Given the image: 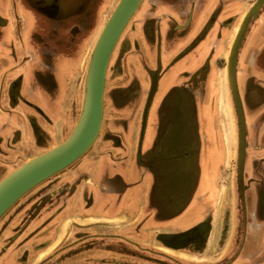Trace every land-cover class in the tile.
Segmentation results:
<instances>
[{
  "label": "crops",
  "instance_id": "obj_1",
  "mask_svg": "<svg viewBox=\"0 0 264 264\" xmlns=\"http://www.w3.org/2000/svg\"><path fill=\"white\" fill-rule=\"evenodd\" d=\"M217 1L208 0L207 8L196 10L194 32L179 42L165 46L164 29L167 35H178L179 31L185 34L190 27L177 30V25L164 28L161 24L162 31L159 24L162 56L167 52L170 57L166 64L162 56L154 61L159 60L158 66L159 62L166 66L175 58L176 61L160 76L155 95H161L154 105L152 122L149 123L151 107L141 135L137 115L108 119L105 143L96 144L89 157L75 164L73 175L67 174L71 179L65 177L53 186L56 195L40 203L41 212L36 215L39 219H34L24 234L31 236L36 232L31 248L39 249L36 252L42 255L25 260V264H127L138 259L148 264H264V228L258 226L264 217L262 203L256 196L257 190L264 188L262 180L257 178L258 174L260 177L264 174V12L254 23L238 62L248 144L246 182L253 195L245 216L234 205L233 229L224 246L216 238V251L219 246L221 251H217L215 259H209L213 235L203 242H194L202 233L213 231L216 192L222 175L217 177V183L209 185L214 164L208 124L221 136L224 150L221 172L225 162V138L218 117L221 104L214 79L210 84L207 81L210 73L215 77L210 64L216 53L212 49L215 27L201 42L195 38L202 20L213 13ZM9 3L10 0H0V94H3L0 95V150L9 159L23 156L26 161L63 142L73 130L82 107L81 65L88 61V50L83 47L76 70L56 68L57 56L60 53L71 57L77 46L87 44V38L103 27L101 15L113 11V0H18L14 10ZM14 13L23 15L22 22L16 16V21H12ZM85 30L86 35L82 33ZM20 33H24V42L18 39ZM28 53L29 58L18 67V60ZM195 55L202 58V65L192 78L190 64ZM205 62L210 64L209 73L199 78L200 72L207 69ZM16 67L18 73L10 72ZM154 67L155 63L148 66ZM177 76L181 78L179 87L170 91L165 80ZM14 81H19V85L13 89ZM210 106L214 109L211 119L209 109L206 110ZM203 109L204 114L200 113ZM119 125L122 132L116 130ZM17 142L23 148V155L13 146ZM22 143L35 145L37 152L31 154ZM81 172L87 174L86 181L67 190L64 185L73 182ZM113 203L120 211L109 214L107 207ZM130 204H134L135 210H129ZM146 218L158 223H145ZM62 220H71L74 228L57 232ZM83 221L89 222L88 228H81ZM92 221L94 228L90 226ZM96 222H103L109 228L97 229ZM48 226L53 234L46 238L43 234ZM53 254L56 255L43 262Z\"/></svg>",
  "mask_w": 264,
  "mask_h": 264
},
{
  "label": "rangeland",
  "instance_id": "obj_2",
  "mask_svg": "<svg viewBox=\"0 0 264 264\" xmlns=\"http://www.w3.org/2000/svg\"><path fill=\"white\" fill-rule=\"evenodd\" d=\"M174 6H177L178 8H185L188 9L190 6L192 8L194 5L197 4V0H175ZM208 0H202L200 1V8L204 9L207 8ZM256 0H218L215 3V7L213 8V13L209 15V17L205 20L207 17V11L205 13L204 19L202 20V28L200 29V34L197 35L196 41L201 42L205 39L208 31L210 29L213 30L214 28V36L216 39L212 40V49L216 51L215 57L210 61V64L214 70L215 77L213 78L212 74L209 73L210 64L207 67H205L206 70H202L200 72V77L208 75L209 84L214 79V88L217 90V100L220 101L221 108L218 112V117L222 125L221 127V133L225 138V162L223 165V169L221 172V162L224 155L223 150V144L221 140L220 134L213 131L211 128V125L208 124V128L211 130V135L209 142H212L213 151L211 152V160L213 165L214 171L212 174L206 175L207 178L209 177V185H213L217 183V177L221 175V178L218 182V190L216 192L217 197V206L215 207L214 214V222L212 223L213 231H209V234H205L202 236L203 241L206 239V237L209 235H213L212 241L209 243V245H213V251L209 254V259H215L216 253H220L221 251L220 246H224L226 244L227 238L230 235V231L233 229V213H234V205L236 209H240V213H243L244 205H245V198L249 194L247 189V184L244 185L243 180V186L240 188L237 183V154H238V135H237V116L235 112L234 103L232 100L230 87H229V81H228V73H227V63H228V56L230 54L231 46L233 44L234 36L237 30V27L239 26L240 22L242 21L245 13L248 11L250 6L255 2ZM119 0H113V10ZM10 6L12 9H16L18 5V0H10ZM209 4V3H208ZM172 7V8H171ZM177 7H173V5L168 4V0H142L141 4L139 5L136 13L130 20L128 26L124 30L122 36L120 37L110 60V64L108 67L107 72V80H106V90H105V103H104V118L102 123V130L101 133L97 139V141L93 144V146L76 162H74L72 165L64 169L63 171L59 172L58 174L48 178L44 181V183H40L36 187H34L32 190L27 192L21 199H19L1 218H0V264H25V260H30L31 257H37L39 258L41 252H36V250H32L31 246L34 241L33 235L36 233L35 231L31 234V236L25 235V230L30 226L32 221L34 219H39L36 215H39L37 213L41 212V205L42 201L44 199H47L49 196L56 195V190L53 188L55 185V181H58L61 179H71L67 178V174L73 175V170L75 167V164H77L82 158L89 157V154L93 148H96L95 145L101 146L105 143L104 140V133L106 132L107 122L108 119L112 116V118H119L122 117L127 119L128 117H134L135 115L137 118V121H140V128L139 134H142L143 126L145 124L146 118L144 116V110L148 101V98H150L151 102L154 99V103L150 108V117H149V123L152 122L154 118V112L153 108L156 102L159 100V96L161 93H157L154 98V91H152L153 88V78L155 77L154 74L156 73V76L158 77L159 73L164 74L168 69L172 68L174 66V63L176 61V58L172 61H169L168 64L165 66L161 65L162 62H159V66L157 65L158 62H155L153 60L152 64L155 63V67L149 69L148 66L150 65V62L146 58V53L144 49L145 47L149 46L152 48V53L154 54V58L156 59V47L154 46L155 43L160 39V35H157L155 33V28L159 26V24H162L165 28L171 26L174 22L177 20H171L172 22L168 21V18L166 16L171 15V12L175 15H179V9L177 10ZM174 8V9H173ZM176 9V10H175ZM196 9L198 7L196 6ZM239 10V11H238ZM113 12V11H112ZM111 12V13H112ZM225 12H228L224 14ZM264 12V5L260 8L258 12V16L256 18H253L249 24L248 30L245 34V37L242 41V46L239 50L238 55V62L240 60V56L242 53V50L244 48V44L247 41V38L252 30V27L256 20H258L259 16ZM110 12L103 13L101 15V22L103 23V26L109 16L111 15ZM151 16H150V15ZM22 22L23 15L20 13H17L13 15L12 21H16V18ZM224 16V17H223ZM177 17V16H176ZM227 18L222 21L223 18ZM148 18H152L154 20V26L151 24H148ZM205 20V22H204ZM224 23V24H223ZM21 24V23H20ZM16 30L20 27L19 24H17ZM145 26L148 27L147 30L145 29ZM173 26V25H172ZM196 23L192 24L189 30H194L196 28ZM103 28V27H102ZM100 30V29H99ZM97 29L96 34L90 35L86 41L88 44H80L77 46L73 51V56L66 57L61 56L62 54H58L57 56V62L54 64L56 68L61 67H69L74 68L76 70L77 63L79 61V56L82 53L83 47H85V50H88V61L87 63L81 65V76H80V92H81V103H83V96H84V85H85V76L87 71V66L89 62V58L93 49V46L95 44L94 40H97L100 32ZM185 30V29H184ZM16 31L17 33L20 32ZM188 31V30H186ZM23 32V31H22ZM88 31L82 32L84 35L87 34ZM155 33V35H154ZM224 34V36H220V34ZM24 34V33H23ZM23 34L21 33L18 36V39L23 41ZM23 36V37H22ZM226 36V37H225ZM154 37V38H153ZM28 42V40H27ZM35 46V45H34ZM61 47V46H60ZM175 47V46H174ZM30 44L28 46V51L30 50ZM61 49V48H60ZM210 47V50H212ZM189 50V48L187 49ZM197 50H201L197 49ZM61 51V50H60ZM62 52V51H61ZM30 54L28 53L25 58L19 59L18 67H20V64H23L24 59L29 58ZM65 58V60L63 59ZM202 58L197 57L196 55L191 57V64L190 67H192L190 74H192V78L195 76L196 71L199 70L200 63ZM141 60V61H140ZM11 61L10 63H12ZM54 62V61H53ZM52 62V64H53ZM190 62V61H189ZM207 62V61H206ZM205 62V65H207ZM51 64V65H52ZM5 65V64H4ZM53 65V70H55V66ZM156 70V71H155ZM17 72V67L14 68V70L11 69L10 72ZM200 71V70H199ZM198 71V72H199ZM19 72V71H18ZM17 72V73H18ZM197 72V73H198ZM189 74V76H190ZM237 75H238V64H237ZM5 76V75H4ZM154 76V77H153ZM162 76V75H161ZM5 79V78H4ZM17 80V79H15ZM63 81V78H62ZM170 81V82H169ZM181 78L180 77H174L173 79L169 78L166 81V88H169L170 91L178 88V84H180ZM169 82V83H168ZM194 83V81H192ZM14 84V85H13ZM12 85V88L14 86L19 85V81H14ZM132 84L130 87L129 85ZM158 84V83H157ZM156 84V87H157ZM191 85V83H189ZM239 85V83H238ZM188 87V86H187ZM14 89V88H13ZM162 88L160 89L161 92ZM153 93H152V92ZM0 95H3L2 93ZM150 102V104H151ZM243 103V102H242ZM122 106L123 108H120ZM209 109L208 114H210V119L212 116H214V109L212 106L209 108L207 107L206 110ZM106 111V112H105ZM126 111V112H123ZM202 114L205 113V109L201 110ZM115 120V119H114ZM148 127L150 125L148 124ZM164 126H161L163 128ZM121 126L116 129L117 132H122L120 129ZM142 138V136H141ZM140 138V139H141ZM23 144V143H22ZM26 149L30 151L31 154H34L37 152V148L35 145L23 144ZM15 147L17 153L19 155H23L24 151L21 147V144L17 142V144H13ZM30 148V149H29ZM8 149V148H7ZM11 151V150H10ZM15 153V152H14ZM5 153L4 151L0 150V179L3 178L5 175L9 174L13 170H15L17 167H19L21 164L25 162V158L23 156H20L19 158L9 159L8 156H3ZM248 155V145L246 148V157L245 161L247 160ZM244 170H245V164H244ZM209 172V171H208ZM207 172V173H208ZM264 172V169H263ZM64 174V175H63ZM57 176V178H56ZM87 174L85 173H78L74 179L73 182H76V184H79L83 181H86ZM136 176V175H135ZM263 177V178H262ZM262 177L258 174V180H262V183H264V174ZM243 178H244V171H243ZM71 182V183H73ZM39 186V187H38ZM50 186L49 188H47ZM52 190V191H50ZM214 193V191L212 192ZM251 194V193H250ZM73 194H71L72 196ZM251 194L250 196H252ZM249 196V197H250ZM258 200H260V203L264 202V188H260V190H257ZM25 200V201H24ZM29 200V203L25 204V202ZM55 199L52 200L54 202ZM130 201V200H129ZM134 204L129 205V210H135ZM31 207H35L33 212L29 213L28 216H23L24 211L30 210ZM99 207V206H97ZM264 210V204L261 206ZM107 210L109 214H114L120 211V207L117 204H111L109 207H107ZM16 212V214H14ZM148 222L155 225L154 223H158V221H155L154 219L151 220V218H146ZM83 225L81 228H88L89 222L83 221ZM88 222V223H87ZM97 223V229H103L106 230L109 227H106V225L103 222H96ZM77 224V223H74ZM82 224V222H81ZM87 224V225H85ZM243 226L241 225V228L244 227V222H242ZM39 225V223H38ZM37 225V226H38ZM264 228V221L260 222L258 226ZM262 225V226H261ZM36 226V227H37ZM40 226V225H39ZM38 226V227H39ZM93 228L95 227L94 222H91V225ZM115 226H112V228ZM118 227V226H116ZM72 229L74 228V225L72 224V221H60L59 226L57 227V232L62 233L66 229ZM119 228V227H118ZM52 231V232H51ZM53 234V229L51 227H47L46 231L44 232L43 236L48 237ZM222 234V235H221ZM221 235V236H220ZM82 237V236H81ZM219 237L218 244L219 249L216 251V238ZM215 238V239H214ZM36 239V237H35ZM51 240V239H50ZM49 240V241H50ZM214 240V241H213ZM221 240V241H220ZM242 240H240V244ZM26 250V251H25ZM44 251V250H42ZM43 253V252H42ZM44 254V253H43ZM56 254H53V256L45 257L44 261H49V259L53 258ZM208 255V254H207ZM160 259V258H159ZM57 260V259H56ZM127 264H148L147 261L143 259H138L137 261H133Z\"/></svg>",
  "mask_w": 264,
  "mask_h": 264
},
{
  "label": "water",
  "instance_id": "obj_3",
  "mask_svg": "<svg viewBox=\"0 0 264 264\" xmlns=\"http://www.w3.org/2000/svg\"><path fill=\"white\" fill-rule=\"evenodd\" d=\"M141 2L142 0H119L104 24L90 55L81 111L68 137L47 151L28 158L15 170L0 179V218L27 192L72 165L97 141L104 118L103 99L109 62L123 31ZM263 5L264 0H256L243 18L241 28L232 44L227 63L229 87L237 116V183L240 188L244 187L243 171L248 144L246 140L245 112L239 86H237L238 55L249 24L253 18L258 16V12ZM156 84L154 81L152 91L156 88ZM150 102L151 100L148 98L145 118Z\"/></svg>",
  "mask_w": 264,
  "mask_h": 264
},
{
  "label": "flooded vegetation",
  "instance_id": "obj_4",
  "mask_svg": "<svg viewBox=\"0 0 264 264\" xmlns=\"http://www.w3.org/2000/svg\"><path fill=\"white\" fill-rule=\"evenodd\" d=\"M200 1L202 2V0H197V4L196 5H194V7L192 8V6H190V8L188 9V11H187V9H185V8H178L177 6H174V3L176 2L175 0H168V4H171V5H173V7H177V10L179 9V15H175L174 13H172L171 12V15H167L166 16V18H168V21H170V22H172L171 20L173 19H175V20H177L176 22H174L172 25H173V27H176V25L178 24V23H183V24H185L186 23V20L188 19V17H189V15L191 14V12H192V18H191V21H190V23H189V25H187L186 27H183V28H179V29H177V30H184V29H186V28H189V27H191L192 26V24L194 23H196V18H197V12H196V6L198 7V9L200 8ZM172 8V7H171ZM174 9V8H173ZM176 10V9H175ZM177 16V17H176ZM161 25V24H160ZM172 25H171V27H172ZM162 26V25H161ZM178 26V25H177ZM179 26H181V25H179ZM157 27H159V26H157ZM157 27L155 28V33L157 34V35H159V32H158V30H157ZM147 28L148 27H146L145 26V29L147 30ZM165 28V27H164ZM177 30H175V31H177ZM194 30H195V28H194ZM194 30H188L185 34L184 33H182L181 31H179V33H178V35H176V33H174V34H171V33H168V35H167V29H164V31H163V26H162V35H163V37H162V39L164 40V39H169V40H174V41H177V42H179L184 36H190L191 34H192V32H194ZM166 31V32H165ZM201 33V32H200ZM199 33V34H200ZM198 34V35H199ZM155 47H156V58H161V56H162V52H161V47H160V39H158V41L155 43V45H154ZM158 60V59H157ZM159 61V60H158ZM157 61V62H158ZM156 71V70H155ZM155 76V77H154ZM154 78H153V82L155 81L156 83H160V76H161V73H159V75H158V77L156 76V73L154 74ZM157 86H159L158 84H157ZM239 92H240V96H241V99H242V102H243V96H242V94H241V89H240V86H239ZM243 108H244V112H245V107H244V102H243ZM246 163V162H245ZM246 167V166H245ZM247 179H248V176H247V174H246V171L244 170V178H243V180H244V185H246L247 184V186L246 187H248L250 184L248 183V182H246L247 181ZM253 179V178H252ZM253 181H254V179H253ZM262 185H264V183H262ZM248 191H250V188L248 187V189H247V192ZM249 194L246 196V198H245V205H244V209L245 210H243V213H244V216H245V213H246V209H248V204H249V199H250V193H251V191L250 192H248ZM250 196V197H249ZM262 204H264V202H262ZM261 213L263 214V217H264V210H263V208L261 207ZM202 236H203V233H202ZM202 236H200V238H198L197 240H195L194 242L195 243H197V242H203V239H202ZM194 242H192V243H194ZM240 245V244H239Z\"/></svg>",
  "mask_w": 264,
  "mask_h": 264
},
{
  "label": "bare ground",
  "instance_id": "obj_5",
  "mask_svg": "<svg viewBox=\"0 0 264 264\" xmlns=\"http://www.w3.org/2000/svg\"><path fill=\"white\" fill-rule=\"evenodd\" d=\"M252 6V5H251ZM250 6V7H251ZM250 9V8H249ZM248 9V10H249ZM248 12V11H247ZM247 12L245 13V15H244V17L246 16V14H247ZM243 17V18H244ZM191 18H192V12H191V14L189 15V17H188V19L186 20V23L185 24H183V23H178L177 25H178V27L179 28H181V27H183V26H185V25H187V24H189L190 23V21H191ZM108 20V19H107ZM243 20V19H242ZM106 23V22H105ZM241 24H242V21L240 22V24H239V26L237 27V30H236V33H235V38H236V36H237V34H238V32H239V30H240V28H241ZM179 25H183V26H179ZM128 26V25H127ZM126 29V28H125ZM124 32V31H123ZM234 38V39H235ZM175 41L174 40H169V39H164V43H165V46H168V45H171V44H173ZM233 42H234V40H233ZM167 44V45H166ZM146 45V44H145ZM145 45H144V49H145V52H146V58L148 59V61L150 62V64H152V62H153V60H154V57H153V53H152V49H151V47L149 46V44H148V46L147 47H145ZM232 47V46H231ZM166 48H164V50H165ZM168 50H170V48H168ZM168 57H170L169 56V54L167 55V52H164L163 53V56H162V60H163V63H165L166 62V60H167V58ZM229 57V56H228ZM90 59V58H89ZM163 63L161 64V65H163ZM167 63V62H166ZM165 63V64H166ZM88 64H89V62H88ZM109 64H110V62H109ZM238 64V63H237ZM164 66V65H163ZM208 66V64L206 65V67ZM109 67V66H108ZM87 68H88V66H87ZM205 68V67H204ZM108 72V71H107ZM228 73V72H227ZM165 81H167V80H165ZM237 82H238V75H237ZM158 85H159V83H158ZM237 86H239V85H237ZM160 87H161V85H160ZM157 88H158V86L156 87V90H157ZM156 90H155V92H156ZM155 92H154V95H155ZM105 101V94H104V99H103V102ZM104 104V103H103ZM151 105H152V102H151V104L149 105V108L151 107ZM149 108H148V113H147V115L149 114ZM145 111H146V107H145V110H144V114H145ZM148 117V116H147ZM147 119V118H146ZM53 146H55V145H53ZM212 195H214V194H212ZM197 233V232H196ZM193 236V235H192Z\"/></svg>",
  "mask_w": 264,
  "mask_h": 264
},
{
  "label": "trees",
  "instance_id": "obj_6",
  "mask_svg": "<svg viewBox=\"0 0 264 264\" xmlns=\"http://www.w3.org/2000/svg\"><path fill=\"white\" fill-rule=\"evenodd\" d=\"M150 15V14H149ZM151 16V15H150ZM149 20H148V23H147V25L148 24H151L152 26H154V20L152 19V18H148ZM154 35H155V33H154ZM154 38V37H153ZM152 49V48H151ZM153 56H154V54H153ZM130 87L132 86V84H130L129 85ZM122 108V107H121ZM123 112H126V111H123ZM55 177V176H54ZM56 178H57V176H56ZM48 181V180H47ZM44 183V182H43ZM42 183V184H43ZM59 182L58 181H55V185H57ZM54 185V186H55ZM76 185V182H73V183H68V184H66V185H64V186H66L67 188V190H71L72 188H74V187H76L75 186ZM39 187V186H38ZM47 188H49V187H47ZM50 191H52V190H50ZM59 193H62V191H58V194ZM62 195H65V194H62ZM25 201V200H24ZM27 203H29V200H27L26 202H25V204H27ZM34 208L35 207H31L30 208V210H26V211H24V215L23 216H21V218H23L24 216L26 217V216H28L29 215V213H31V212H33V210H34ZM14 214H16V212L14 213Z\"/></svg>",
  "mask_w": 264,
  "mask_h": 264
}]
</instances>
